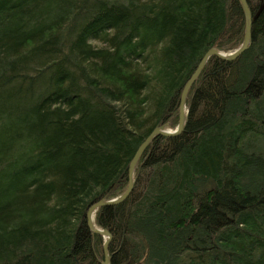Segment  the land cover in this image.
Here are the masks:
<instances>
[{
  "label": "trees",
  "instance_id": "trees-1",
  "mask_svg": "<svg viewBox=\"0 0 264 264\" xmlns=\"http://www.w3.org/2000/svg\"><path fill=\"white\" fill-rule=\"evenodd\" d=\"M246 3L247 48L208 57L181 132L95 209L109 264H264V0ZM243 28L238 0H0V264H101L88 207Z\"/></svg>",
  "mask_w": 264,
  "mask_h": 264
},
{
  "label": "water",
  "instance_id": "water-1",
  "mask_svg": "<svg viewBox=\"0 0 264 264\" xmlns=\"http://www.w3.org/2000/svg\"><path fill=\"white\" fill-rule=\"evenodd\" d=\"M238 1L240 3L243 16H244L243 35H242V40L240 44L238 45V47L231 52H223L221 50H217L214 48H209L204 52V54L201 56V58L199 59L194 69L192 70L190 75L187 77V79L185 80L182 86L180 96H179L176 126L174 128H163L162 126L154 127L148 133V135L142 140V142L137 146V148L135 149L128 163L127 185L125 189L123 190V192L120 193L118 196L110 198V199L98 200L88 207L86 214H85L87 227L92 232L97 233L103 237L101 264H109V255L107 253V243L109 241L110 234L106 229L98 228L94 225L92 221V217H93V213L95 209L101 205H111V204L121 202L122 200L126 198V196L128 195V193L130 192L132 188L133 169L136 164V161L138 160L144 148L147 146V144L150 142V140L155 135L172 136V135H177L178 133L181 132V130L184 127L185 120H186L185 97H186L187 91L189 87L191 86L192 82L195 80V78L200 73L208 57L216 56L220 59L232 60L236 58L242 51H244L247 48L250 42V36H251L250 35L251 34L250 33L251 21L254 17L251 15V11L246 3V0H238Z\"/></svg>",
  "mask_w": 264,
  "mask_h": 264
}]
</instances>
